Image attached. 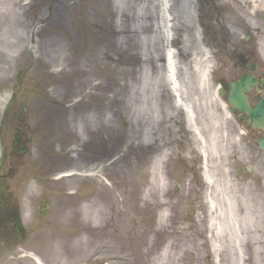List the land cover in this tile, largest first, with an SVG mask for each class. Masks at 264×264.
I'll return each instance as SVG.
<instances>
[{
	"label": "rangeland",
	"instance_id": "374dc122",
	"mask_svg": "<svg viewBox=\"0 0 264 264\" xmlns=\"http://www.w3.org/2000/svg\"><path fill=\"white\" fill-rule=\"evenodd\" d=\"M120 2L123 16L115 0L22 6L32 24L27 49L7 75L0 61V153L3 146L9 153L0 202L10 200L0 216L2 209L12 210L7 218L19 211L27 239L12 247L0 238V264H264V152L258 147L264 133H247L218 97L214 60L198 29L191 46L172 42L178 70L170 81L152 37L149 63L142 58L144 11L137 10L149 0ZM9 3L0 0L1 39ZM258 4L254 37L264 70V0ZM126 26L132 32L122 36ZM12 94L15 102L3 117ZM15 133H22L28 153L13 160ZM165 151L166 192L159 190L155 162ZM68 172L96 176L61 179ZM206 193L218 214L224 200L238 196L255 215L224 225L223 243L212 240L224 258L217 249L199 252L177 232L195 225ZM4 225L0 217V234Z\"/></svg>",
	"mask_w": 264,
	"mask_h": 264
},
{
	"label": "bare ground",
	"instance_id": "6f19581e",
	"mask_svg": "<svg viewBox=\"0 0 264 264\" xmlns=\"http://www.w3.org/2000/svg\"><path fill=\"white\" fill-rule=\"evenodd\" d=\"M24 0H10V5L7 10L6 18L3 20L4 24H7V27L2 31L1 35L2 38H0V61L2 64L5 65L4 71L2 74L7 75L9 71L11 70V62L16 58L17 55L23 54L26 49L27 45L29 44V37L32 29L31 23H26V14L27 12L23 9L21 6V3ZM30 1V0H29ZM117 6H121L122 16L125 12L124 4L120 2V0H115ZM259 0H252L251 2V8L256 11ZM189 4L186 3L185 7H187ZM120 10V9H119ZM144 11L141 13V18L144 17V19H141V36L144 38L143 42L141 44L143 59L145 63H149L150 58V41H148L149 37H152L154 41H156V44L166 45L169 41L173 38L175 33V26H174V7L172 4V0H149V2H144L143 5L138 6L137 12ZM188 12H191V7L187 10ZM147 14H150V16H147ZM122 16L120 15L119 18V26L124 25V21L122 24ZM129 32H132L131 27L126 26L125 30L120 31L121 35L123 36L129 34ZM61 55L63 53V46L61 47ZM157 55L160 54V51L155 52ZM166 58V66L165 71L167 72V77L170 81L175 80L176 72L178 70V63L176 60L175 50H168L165 55ZM55 58L53 59V61ZM158 61V60H157ZM148 72V69H147ZM203 77L206 78V73H202ZM154 111L158 113L159 115V107L156 105L154 107ZM148 137H152L153 133L148 130L146 133ZM163 142V141H161ZM224 150V149H223ZM189 151L192 153L193 149L190 147ZM168 156V153L165 151L161 154H159L155 160L156 162V171L161 174V178H159V190H163L166 188V185L168 186L169 183H165L164 178V171L161 172V169L166 168L167 162L165 161L166 157ZM203 156L206 157L205 152H203ZM89 172V171H88ZM96 173H91L89 175L87 174H78L77 172L74 173H67L64 174V177H71V176H80L82 178H93L95 177ZM98 176V175H97ZM208 181L210 182V179L207 177ZM212 185V183H208ZM214 186V184H213ZM212 187V186H211ZM210 187V189H211ZM167 191V190H163ZM209 193L204 194L201 202L196 205L197 209L201 214L197 215V221L195 225L193 224H187L183 228H180L181 236L188 241H192V245L195 246L199 252H204L209 254L212 249L218 251L219 258H224L225 250L224 249H218L217 246L212 242L217 241L223 243V235L220 233L222 231V228L227 225H230L231 223L237 222L241 217L246 216L247 219H251L252 216H255L254 213H251L249 204L244 207L241 203V200L238 196L235 197H228L227 200H224L227 202L226 209L222 210L220 214L217 212V208L215 205H213L212 201L208 200ZM221 206V205H220ZM215 208V209H214ZM167 211L163 214L164 219L166 221H170L172 217H169L167 215ZM178 214L176 219H178ZM231 221V222H230ZM192 229V230H191ZM232 231L234 232L231 234L232 236V242L234 244V251L237 250V244L239 241V236L235 229L233 228ZM211 233V240L206 238V234ZM187 251H184L183 254H186ZM235 256L236 253L232 252ZM164 256H167V253L165 252ZM38 264H42L39 260H37Z\"/></svg>",
	"mask_w": 264,
	"mask_h": 264
},
{
	"label": "flooded vegetation",
	"instance_id": "af4514ba",
	"mask_svg": "<svg viewBox=\"0 0 264 264\" xmlns=\"http://www.w3.org/2000/svg\"><path fill=\"white\" fill-rule=\"evenodd\" d=\"M240 0H200L201 5L208 7L201 24L207 38V44L214 51L216 79L222 84H230L250 72V67L258 63V48L251 37L239 41L235 33H243L238 18L232 16L231 9L239 7ZM214 15V16H212ZM212 16V17H211ZM258 71L254 74L260 75ZM1 194V193H0ZM3 195L5 192L2 193ZM10 203V202H8ZM14 240L16 234L11 226V215L7 218Z\"/></svg>",
	"mask_w": 264,
	"mask_h": 264
},
{
	"label": "water",
	"instance_id": "95a60500",
	"mask_svg": "<svg viewBox=\"0 0 264 264\" xmlns=\"http://www.w3.org/2000/svg\"><path fill=\"white\" fill-rule=\"evenodd\" d=\"M257 83L251 76L242 78L239 82L232 85L231 95L229 101L235 110L246 113L249 115L247 121L252 120L255 128L264 129V100L259 103L255 109H251L248 104V97L245 96ZM261 148L264 150V139L260 143Z\"/></svg>",
	"mask_w": 264,
	"mask_h": 264
}]
</instances>
